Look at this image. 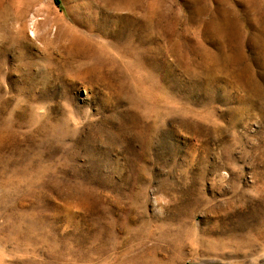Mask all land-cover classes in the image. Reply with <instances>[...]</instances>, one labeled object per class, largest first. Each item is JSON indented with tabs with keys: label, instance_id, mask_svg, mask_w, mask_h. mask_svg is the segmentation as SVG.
Segmentation results:
<instances>
[{
	"label": "rangeland",
	"instance_id": "obj_1",
	"mask_svg": "<svg viewBox=\"0 0 264 264\" xmlns=\"http://www.w3.org/2000/svg\"><path fill=\"white\" fill-rule=\"evenodd\" d=\"M262 24L264 0H0V264H264Z\"/></svg>",
	"mask_w": 264,
	"mask_h": 264
},
{
	"label": "bare ground",
	"instance_id": "obj_2",
	"mask_svg": "<svg viewBox=\"0 0 264 264\" xmlns=\"http://www.w3.org/2000/svg\"><path fill=\"white\" fill-rule=\"evenodd\" d=\"M261 17V16H260ZM262 18V17H261ZM262 20V19H261ZM247 23V22H246ZM259 25V24H258ZM221 26V25H220ZM255 26V25H254ZM222 27V26H221ZM220 29H222V28H220ZM246 29V28H245ZM258 29V28H257ZM227 32H228V34H229V36L228 37H230V39H231V41L233 42V48H232V50H235L236 48H238V47H242L243 45H245V43H246V39H244L245 37H244V35H245V32L246 31H244V27H243V25H242V23L241 22H239L237 19L233 22V24L232 25H230V27L229 26H227ZM223 31L226 33V31H225V29H223ZM255 32V31H254ZM251 33V32H250ZM260 34H262V36H260V37H262L263 39H264V24H262V27H261V32H259ZM258 33V34H259ZM252 34V33H251ZM251 34H250V36H251ZM255 34V33H254ZM226 35H227V33H226ZM249 36V37H250ZM258 36V35H257ZM257 36H255L254 35V37H257ZM228 37H225V38H228ZM252 38V37H251ZM254 39V38H253ZM259 39V38H258ZM262 39V40H263ZM252 40V39H251ZM258 41V40H257ZM250 42V40L249 39H247V43H249ZM253 42V40L251 41V43ZM255 42V41H254ZM250 43V44H251ZM231 44V43H230ZM249 44V45H250ZM253 44H255V43H253ZM262 45V50H261V52H264V40L262 41V43H261ZM252 45V44H251ZM240 49H242V48H240ZM253 49H254V47H253ZM231 49L229 50V53H222L221 54V56H215V57H217V60H219V62H224L225 64H224V67H225V65L227 66V68H228V65L230 66V64L228 63V62H234L232 65V67L234 68V72L236 73L237 72V69L239 68V69H241L240 71V73L241 74H238L239 76H241L242 77V73L244 72V71H248V72H250L251 73V68L249 67V63H248V56L247 55H245V54H243V53H241V51L240 52H233ZM239 51V50H238ZM243 51H244V49H243ZM242 51V52H243ZM258 52V51H257ZM218 54V53H217ZM257 54V53H256ZM219 55V54H218ZM259 55H261V54H259ZM263 55V54H262ZM261 57V56H260ZM256 59V58H255ZM260 59H263L264 60V56L263 57H261ZM263 60H261V61H263ZM256 61V60H255ZM216 62V61H215ZM243 64V65H240V64ZM245 63V64H244ZM212 64V63H211ZM248 64V65H247ZM217 65V64H216ZM218 65H220V64H218ZM187 66V65H186ZM238 66H241V67H238ZM230 68V67H229ZM216 69H217V67H216ZM221 69V68H220ZM230 70H232L231 68H230ZM229 70V71H230ZM218 72V71H217ZM216 73V72H215ZM226 73H228L227 71H226ZM213 74V73H212ZM217 74V73H216ZM249 74V73H248Z\"/></svg>",
	"mask_w": 264,
	"mask_h": 264
}]
</instances>
